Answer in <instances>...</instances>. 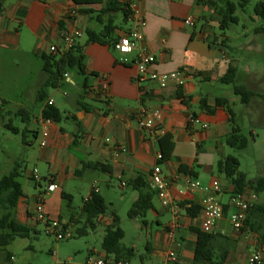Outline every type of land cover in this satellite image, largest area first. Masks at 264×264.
I'll return each mask as SVG.
<instances>
[{
    "label": "crops",
    "instance_id": "obj_1",
    "mask_svg": "<svg viewBox=\"0 0 264 264\" xmlns=\"http://www.w3.org/2000/svg\"><path fill=\"white\" fill-rule=\"evenodd\" d=\"M106 1L77 5L73 0H0V113L9 109L24 114L25 131L34 138L36 135L38 145L34 157L32 150H27L33 142L27 139L24 143L23 151L35 164L32 169L20 172L23 196L15 218L35 231L40 225L33 217L35 204L39 194L45 193L46 214L70 226L73 234L99 233L103 242L117 216L124 240L127 229L114 210L113 183L117 182L122 192L127 188L133 190L129 196L133 205L139 194L129 183L142 176L150 185L152 171L158 167L169 183L170 196L178 204L179 214L176 220L170 208L163 206L154 193L153 207L147 215L130 219L140 244L145 242V249L127 246L122 240L125 247L135 252L128 262L165 264L167 253L172 250L179 259L178 264L193 263L197 234L201 232L200 206L207 193L191 190L190 180L199 181L203 187L211 186L214 181L220 184L218 199L224 205L225 215L213 234L216 261L224 257L222 264H243L254 251L264 253V199L261 197L264 191L256 192L253 185H247L241 192L247 200L256 195L258 201L247 214L245 230L236 233L229 222V215L234 212L230 206L234 187L217 167L228 157L227 139L232 122L227 105H216L223 98L216 91L223 89L220 85H226L221 83V77L236 68L234 58L228 55L232 47L225 31L220 29L217 10L200 0H117L122 11L98 19ZM131 4L135 5L136 19L145 20L147 25L137 49L131 55L122 56L113 45L133 27L124 15L126 6ZM71 12H75L72 17ZM190 16L194 22L187 25L185 20ZM111 19L115 29L106 35L109 44L88 43L87 30L103 33ZM120 19L122 23L118 24ZM77 31L82 36L75 40L73 47L80 48L84 56V72L67 71L56 87H52V94L38 109H33V101L38 100L39 91L47 82L43 58L51 56L58 60L68 51L65 33ZM52 46L58 49L57 54L50 53ZM141 52L156 59L149 75L184 70L189 78L183 86L170 84L160 89L149 80L139 87L134 78L135 62ZM103 76L110 85L109 101L90 91L100 84ZM50 100L61 111L63 120L48 126L47 145L42 148V111ZM141 106L162 112L157 128L163 132L161 136L171 135L175 146L167 162L157 158L160 135L141 129L136 122L135 114ZM191 117L197 118L200 124L189 126ZM119 145L124 146L125 153L117 150ZM85 164H98L99 168H86ZM16 167L20 169V165ZM34 168L40 173V182L33 179ZM51 183L57 186L56 190L46 192ZM101 183L108 185L103 194ZM95 188L99 191L95 192ZM77 189L84 196L76 206L72 194ZM92 194L101 195L108 205L93 225L84 213ZM62 197L69 200L66 209ZM126 198L127 194L122 195L121 201ZM94 252L115 258L103 250L90 249L89 254Z\"/></svg>",
    "mask_w": 264,
    "mask_h": 264
},
{
    "label": "rangeland",
    "instance_id": "obj_2",
    "mask_svg": "<svg viewBox=\"0 0 264 264\" xmlns=\"http://www.w3.org/2000/svg\"><path fill=\"white\" fill-rule=\"evenodd\" d=\"M231 1L237 3V0ZM256 4L257 0H252L244 10L238 9L236 15L239 23L225 31L232 47L228 55L235 60L237 85L252 91L255 96L249 104L245 105L242 104L240 97L235 96L232 85H220L223 89L216 91L220 97L237 100L236 102L230 100L228 108L235 114L234 124L240 127L241 134L247 138L248 145L243 151L228 147L227 152L228 157H235L238 160V172L245 174L249 180L264 178V35L255 33L256 28L263 25V22L254 14ZM120 23H122L121 19L118 21V24ZM44 91L47 98L52 94L53 89L46 87ZM41 103L35 99L31 107L38 109ZM10 111L13 114H10ZM30 118L33 120V117L30 116ZM25 119L24 114L9 109L0 113V180L16 165H20L19 171L23 173L26 168L32 169L35 164L32 157L23 151L26 148L24 143L27 139L33 142L32 148L27 150H32L34 157L38 149L37 140L31 133L25 131L27 127ZM6 124H11L20 130V133L15 134L6 129ZM113 186L114 210L122 217L123 225L127 229L123 242L127 246L137 245L140 250H144L146 244L145 242L140 244L139 236L134 232L132 221L128 217L132 207L129 196L133 190L127 188L125 192H122L117 182L113 183ZM100 187L102 194L108 190L106 183H101ZM126 194V200L121 201V196ZM72 195L74 204L80 205L84 196L83 192L77 189ZM261 197L264 199V192L261 193ZM61 200L66 209L69 200L63 197ZM4 214L5 211L0 207V218ZM90 249L102 251V237L99 233L82 236L74 233L73 238L57 242L54 237L45 234L42 225H37L35 233H32L30 237L16 239L0 253V264H6L4 258L7 254L14 256L13 264H87ZM136 261L139 262V259Z\"/></svg>",
    "mask_w": 264,
    "mask_h": 264
},
{
    "label": "trees",
    "instance_id": "obj_3",
    "mask_svg": "<svg viewBox=\"0 0 264 264\" xmlns=\"http://www.w3.org/2000/svg\"><path fill=\"white\" fill-rule=\"evenodd\" d=\"M202 3L217 10L220 18V29L227 31L232 25L238 24L239 19L236 15L238 9L244 10L252 0H237L234 3L231 0H200ZM257 4L254 8L255 16L263 22V25L256 28V34L264 35V1L257 0ZM77 5H92L104 3L105 0H73ZM122 11V7L117 0H107L104 8L97 16L100 19L104 15L112 16ZM125 17L128 19L131 15L130 5L126 6L124 11ZM115 27L113 26V20L111 19L103 33H97L91 29L87 30L88 43L109 44L106 40V35H111ZM114 42V49L115 43ZM77 69L80 73L84 72V56L80 48L73 47L60 56L58 60L54 57L43 58V71L47 76V82L44 88L39 91L38 100L43 102L46 98L44 89L46 87H56V83L60 78L65 76L69 70ZM221 83L226 85H232L234 87V94L241 98L242 104H249L251 99L255 96V93L249 91L243 86L237 85L236 70L231 69L227 71L221 77ZM229 100L225 98H219L216 102L217 106L227 105L228 112L231 116L232 130L231 135L227 139V145L230 148L243 151L247 148L248 141L241 134L240 127L235 126L234 119L235 114L228 108ZM42 118L45 120H51L53 123H60L63 120L61 111L55 107L46 105L42 111ZM6 129L17 134L18 130L11 124L5 125ZM35 138L36 135H35ZM159 151L162 155L161 162H167L171 159L174 151V143L171 135L166 134L160 137L157 141ZM238 160L235 157H227L226 160L218 163V171L225 176L226 179L234 187V194L241 193L247 185H253L256 192L264 191V178H258L253 181L247 180V176L238 172ZM85 167H92L98 169V164H85ZM181 171L186 173L185 168H181ZM20 171L18 167H15L12 172L4 176L0 180V207L5 211V214L0 218V253L16 239H25L35 233L34 229L21 224L15 218V210L17 208L20 198L23 196L22 186L19 181ZM134 190L138 192V198L133 203L131 209L128 212V217L131 220L138 218H144L148 211L153 207V197L156 193L150 185L147 184L145 179L140 176L129 183ZM66 198V195H63ZM108 209L103 197L99 194H92L91 200L84 206V213L87 216V221L91 225L94 224V220L101 214H104ZM198 241L195 250V257L192 264H222L224 257L219 261H216L214 252V240L213 234H205L199 232L197 234ZM124 238V232L120 228V220L117 216L114 218V225L107 229L106 235L102 242V250L107 254L114 255L117 261H129L135 256L133 248H127L122 244ZM12 255L7 254L4 258V263L9 264L12 261Z\"/></svg>",
    "mask_w": 264,
    "mask_h": 264
},
{
    "label": "built area",
    "instance_id": "obj_4",
    "mask_svg": "<svg viewBox=\"0 0 264 264\" xmlns=\"http://www.w3.org/2000/svg\"><path fill=\"white\" fill-rule=\"evenodd\" d=\"M131 15L129 21L133 24L132 29L125 35L120 37L115 43V50L122 56L131 55L135 49H137L139 43L143 40V30L147 25L145 20H137L135 5H130ZM75 12L70 13V17L74 16ZM194 22V17L190 16L185 20V24L192 25ZM82 34L80 32L65 33V44L66 49L70 50L75 45V40L80 38ZM51 54H57L58 49L55 46L50 47ZM155 57L153 55L141 52L135 62L136 75L134 82L139 87H142L144 83L151 80L154 81L160 89H166L170 84L176 86H183L189 76L184 70L175 71L166 74H148L151 66L155 64ZM93 94L99 96L104 101H109L111 99L110 85L106 77L101 78L100 84L91 88L90 90ZM52 106L53 102L50 100L47 103ZM135 119L138 126L141 129L147 130L152 134L158 133L162 137L161 131L157 128L159 122L162 119V112L159 109H148L146 107H139L135 114ZM52 123L51 120H45L42 118V132L40 147L44 148L47 145V139L49 137L48 126ZM194 124H200V121L191 117L189 120V126ZM206 128V125H202ZM159 137V138H160ZM158 138V139H159ZM107 142L109 140L107 139ZM117 150L121 153H125L126 150L124 146L119 145ZM158 160L162 159L161 153L157 156ZM33 179L35 182L41 181V176L37 168L33 169L32 172ZM124 185V184H123ZM151 188L156 192L160 198L163 206L170 208L173 213L174 218L177 220L179 214V206L175 201L171 199L170 196V186L167 180L162 176L161 170L155 167L151 174L150 180ZM57 186L53 183L49 184L46 188V192H54ZM189 188L191 190H200L207 195L201 202L200 210V228L201 232L205 234H214L217 223L224 218L225 211L224 205L219 201L218 194L221 191L220 184L218 181H214L211 186L203 187L202 184L197 180L189 181ZM98 192V188L94 189ZM44 199L45 193L39 194L35 209L33 213L34 220L37 224L44 227L45 234L54 237L57 242L68 240L73 238L74 234L72 229L67 224L50 218L44 209ZM258 198L256 195H252L249 200H247L243 193L235 194L230 200V206L234 208V212L229 215V222L236 233H241L245 230L246 219L249 210H251L257 203ZM174 226V225H173ZM15 258L12 257V261ZM179 259L174 251H169L165 257V264H178ZM61 264V263H57ZM72 264V263H69ZM87 264H131L128 261H117L115 258L108 257L107 255H99L97 253H91L88 258ZM243 264H264V253L262 250H256L251 253Z\"/></svg>",
    "mask_w": 264,
    "mask_h": 264
}]
</instances>
